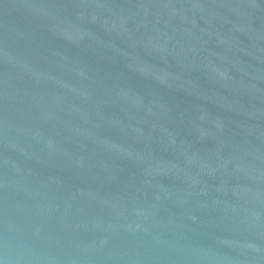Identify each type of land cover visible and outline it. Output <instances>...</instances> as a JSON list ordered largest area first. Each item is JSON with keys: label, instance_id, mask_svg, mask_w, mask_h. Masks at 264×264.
I'll return each mask as SVG.
<instances>
[{"label": "water", "instance_id": "95a60500", "mask_svg": "<svg viewBox=\"0 0 264 264\" xmlns=\"http://www.w3.org/2000/svg\"><path fill=\"white\" fill-rule=\"evenodd\" d=\"M0 264H264V0H0Z\"/></svg>", "mask_w": 264, "mask_h": 264}]
</instances>
